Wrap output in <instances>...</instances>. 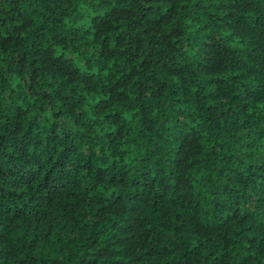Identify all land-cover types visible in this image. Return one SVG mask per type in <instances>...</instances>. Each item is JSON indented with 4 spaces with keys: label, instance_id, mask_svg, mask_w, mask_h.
<instances>
[{
    "label": "trees",
    "instance_id": "obj_1",
    "mask_svg": "<svg viewBox=\"0 0 264 264\" xmlns=\"http://www.w3.org/2000/svg\"><path fill=\"white\" fill-rule=\"evenodd\" d=\"M0 264H264V0H0Z\"/></svg>",
    "mask_w": 264,
    "mask_h": 264
}]
</instances>
